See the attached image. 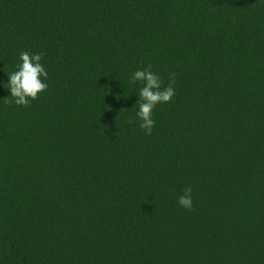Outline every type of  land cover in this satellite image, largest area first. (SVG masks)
<instances>
[{"label": "trees", "instance_id": "1", "mask_svg": "<svg viewBox=\"0 0 264 264\" xmlns=\"http://www.w3.org/2000/svg\"><path fill=\"white\" fill-rule=\"evenodd\" d=\"M0 264H264V0H0Z\"/></svg>", "mask_w": 264, "mask_h": 264}, {"label": "clouds", "instance_id": "2", "mask_svg": "<svg viewBox=\"0 0 264 264\" xmlns=\"http://www.w3.org/2000/svg\"><path fill=\"white\" fill-rule=\"evenodd\" d=\"M44 53L30 54L27 51L20 53L19 59L21 63L17 65V70L9 73V81L5 87L10 89L11 97L16 105H29L30 99L38 98L39 93L45 91L48 87L44 82L49 76L45 67L40 63ZM43 77L44 79H41ZM176 74H170V82L167 87L162 88V81L151 70V66L145 69L136 70L132 77L131 83L137 81L142 83L139 89V100L137 117L140 119V128L150 135L155 126V120L152 118L153 109L160 103H168L175 95ZM11 103L12 101H6ZM129 124L135 123L129 119ZM178 203L181 207L188 211L193 210L192 188L188 186L184 189V194L179 196Z\"/></svg>", "mask_w": 264, "mask_h": 264}]
</instances>
